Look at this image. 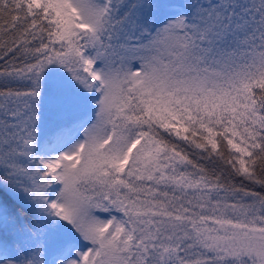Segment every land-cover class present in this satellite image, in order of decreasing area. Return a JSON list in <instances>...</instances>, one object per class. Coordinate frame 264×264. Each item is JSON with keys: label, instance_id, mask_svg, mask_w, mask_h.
<instances>
[{"label": "snow or ice", "instance_id": "1", "mask_svg": "<svg viewBox=\"0 0 264 264\" xmlns=\"http://www.w3.org/2000/svg\"><path fill=\"white\" fill-rule=\"evenodd\" d=\"M0 264H264V0H0Z\"/></svg>", "mask_w": 264, "mask_h": 264}]
</instances>
